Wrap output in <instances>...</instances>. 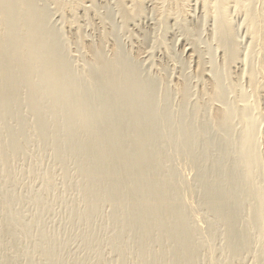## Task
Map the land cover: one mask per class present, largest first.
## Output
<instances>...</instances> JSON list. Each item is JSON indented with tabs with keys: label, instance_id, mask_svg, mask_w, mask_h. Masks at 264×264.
<instances>
[{
	"label": "bare ground",
	"instance_id": "bare-ground-1",
	"mask_svg": "<svg viewBox=\"0 0 264 264\" xmlns=\"http://www.w3.org/2000/svg\"><path fill=\"white\" fill-rule=\"evenodd\" d=\"M76 1L79 3L82 0ZM120 1L121 5L125 4L124 0ZM184 1L170 0L175 10L171 8L172 6L170 9L176 11L174 13L179 17L181 15L179 13H187L184 11L186 10ZM38 2V0H0V161L2 162L0 173L10 174L8 170L11 169L7 162V154L10 152L7 149L11 148L17 153L18 144L22 145L28 141L27 120L25 115L20 114L22 105H26L29 114L31 113L33 117L30 127L34 134L42 143H52L57 156L64 155L70 162L73 161L77 174L82 178L80 183L82 188L79 192L85 204L80 214L75 216V219L78 218L77 225L92 227L94 213L98 214L96 208L100 204L109 203L113 208L109 221L116 231L113 240L115 245L122 236L131 235L138 241L137 249L141 259L148 264H194L200 260L198 258L203 245L197 241L200 236L202 237V233L199 235L200 233L190 226L191 220L194 219V217L191 219L190 213L193 211L192 206L189 207L192 209L190 211L187 207L190 205L186 206V201L185 204L183 202V195L189 193L187 195L191 194L192 198L193 196L199 198L198 204L203 208L200 209L199 205L195 204L200 209L195 210L199 213L201 210H206L205 212L214 217L215 223L218 222L221 227L223 226L222 237L224 236V244L229 249L224 256L226 258L224 263L232 264V261L252 253L256 264H264V151H260L258 147L259 134H261L258 130L261 115L258 99L259 90L264 93V83L258 82L259 74L255 69L257 63L254 62L255 67H252L254 63L250 66L251 53L246 55L244 53L245 57L242 60L246 63L247 69L244 68L239 75L233 74L237 78L236 83H239V80L243 81L244 77L248 79V86L250 85L248 89L251 93H247L240 84L230 79L232 77L230 67L240 58H237L240 45L233 27L235 22L232 23V13L235 15L238 13L243 17L239 25L245 29L244 34L249 37L252 52L255 51L258 55V57L256 55L257 59L260 57L262 60L261 67L264 64V0L194 2H199L203 7L202 19H210L213 22L210 36L212 39H218V48L224 50L223 61L221 65L219 64L221 69L214 70L215 67L207 69L208 63L205 65L204 56L202 60L201 52L197 50L198 44H194L195 36L201 38L197 35V29L189 28L185 31L195 39L189 42L191 48L188 49V53L192 60L196 59L194 71L197 77L205 79L204 76H208L204 82L208 87L205 88L203 85L204 89L200 90L202 92L200 95L206 97L205 105L215 104L214 108L209 107L210 116L206 114L207 118L203 117L201 121L196 114L198 110L194 111V108H191L192 113L197 112L194 117H189L190 110L187 104L185 105L190 99V87L187 83L189 79L179 85L176 84L178 89L176 88L175 92H179L183 102L178 110L171 105V92L168 93L165 88L160 93L161 81L146 79L140 69L139 55L135 59L131 58L130 54L117 46L119 43L116 39L112 51L105 49L106 39H103V43L100 42L102 44L100 46H89L90 58L88 57L89 61L84 65L85 70L77 72L62 50L64 45L58 32L56 33L51 25L50 14L42 7L40 9ZM91 2L93 4L90 9H93L95 1ZM142 2L144 3L142 0H132L131 4L133 3L135 12L143 11ZM167 3L169 4V0ZM57 5L60 6L58 9L63 8L60 1ZM196 5L194 4L192 8L195 9ZM123 7L125 8L124 5ZM134 11L132 12L135 13ZM170 11L163 12L168 15ZM176 14L173 15L174 18ZM74 17L76 16H73V19H76ZM177 18L176 22L179 20ZM69 22L73 23L74 20ZM186 24L182 21L183 26ZM77 34H75L77 38L81 36ZM143 44L145 45L144 41ZM85 45L88 46L86 43ZM104 50L111 52L112 56L106 57ZM210 59L211 64H209L216 65L214 57L211 56ZM181 61L184 62L183 59ZM258 65L260 66V63ZM242 76L243 79H240ZM239 87L240 91L237 92L236 97L238 102L235 103L230 100L229 93L236 92ZM26 89L28 94L23 100L22 91ZM153 100L155 104L163 100L161 101L163 104L160 102L159 105L154 106L151 104ZM237 120L240 126L242 124L239 130L236 129ZM211 133H214L215 137H212ZM262 138L263 141L264 132ZM166 144L169 145L167 152L173 151L172 154L175 152L179 157L182 155L185 158L183 161H188L196 167V183H192L195 186H190L191 183L186 184L180 175L175 174L177 172L175 169L172 172L171 160L166 158L163 151ZM177 148L181 149V154L177 153ZM5 176L8 179V176ZM6 177L5 180L3 178V183ZM13 203L14 201L5 198L1 189L0 227H9L7 228L9 232H14L17 226L21 228L22 225V217L13 211L15 206ZM210 222L212 223L213 220ZM214 222L212 225L215 226ZM207 225L211 226V224ZM30 228L31 225L24 226V234L27 237L32 234ZM211 230L209 231L212 232ZM215 232L208 240L204 238L210 256L215 252L212 245ZM38 233L40 236L41 231ZM42 237L43 235L41 239ZM87 237L88 235L83 240H87ZM89 238L91 242V237ZM42 240L41 247L42 245L45 247L43 249L45 259L50 264H60L63 241L58 243L55 239H46V237ZM152 246H156L157 250L154 251ZM253 246H258L255 252ZM34 248L36 250L37 247ZM25 249L26 257L29 253Z\"/></svg>",
	"mask_w": 264,
	"mask_h": 264
},
{
	"label": "rangeland",
	"instance_id": "rangeland-1",
	"mask_svg": "<svg viewBox=\"0 0 264 264\" xmlns=\"http://www.w3.org/2000/svg\"><path fill=\"white\" fill-rule=\"evenodd\" d=\"M38 1H39L38 5H40L39 8L41 9L42 7V9L46 10V13L50 14L49 18L51 20L50 21L51 25H53L54 31L56 33L58 32L60 40L62 41V45H64L62 46L63 48L62 50L64 51L65 55H67V58L69 57L68 59L71 61L72 66L74 67V69L77 70V72H83L85 70L84 65L86 61H89L88 59L90 58L88 56L89 46H100L102 45L101 43H103L104 40L106 39V41L104 42L106 46L105 49L106 50L109 49L112 51L111 48H113V46L117 42L120 45L119 44L118 45L116 44V45L118 47L120 46L124 52L126 51L128 55L130 54L129 56H131V58L133 57V59H135L139 55L138 59L140 58L139 59L140 66H141L140 69H142L141 71L144 72L145 75L143 73L142 74L146 77V79L148 80L150 79L151 81L155 80L157 82L158 81L162 82V85L160 86V89H161L160 93H162L165 88L168 90V93L171 92L170 100H171V105L174 108L176 107L179 110L181 104L183 103L181 101L182 98L179 95V92L177 90H176L177 92H175V89L177 88L176 84L179 85L182 83V81L189 79L187 80L188 81L187 83L190 87L189 88L190 90L189 98L190 99L189 100L187 99L189 101L188 102L189 104L187 103V101L185 102V105L187 104L190 110L189 117L190 116L194 117L197 114L198 120L201 121L203 120V117L207 118L206 114L207 116H210L211 109L209 107L214 108L215 104L214 106L205 105L207 104L206 102L207 100H205L206 97L205 96L203 97L200 95L202 93L201 92L202 89H204V87L205 88L208 87L204 83L205 80H207L206 78H208V76L207 75L204 76L206 77L205 79H199L197 77L194 71L196 68V59L194 58L192 60L191 57H189V53H188V49L191 48V45L189 44V42L191 43L192 40L194 41L196 39L197 42L195 41L194 44L195 43L198 44L196 45V46H199L197 47L198 48L197 50L201 52L202 60L204 56V62L206 60L205 65L208 63L207 64L208 67L206 66L207 69H211L214 67H215L214 70L221 69L220 65L223 61L222 54L224 50L223 49L220 50L218 48V39L216 38L212 39V37L210 36V34L212 33L211 30L213 28V22L210 19L208 20L202 19L204 16V10L202 9L203 7L201 6V4L199 5V2L194 3L197 0L195 1L185 0L187 2L184 1V9L186 8L187 11L186 10L184 11L187 13H185L186 15L184 13H179V15L181 14L180 17L178 16V14L174 13L176 11H173L172 9H170L171 6H172L171 8L173 9L175 8L173 5H171L172 3L170 4V0H169V4L167 3L168 0L167 2H165L166 0L165 1L142 0L144 1V3L143 2L141 3L143 11L140 13H137L134 11L135 8H133L134 6H132L133 3L131 4L132 0H124L125 4L122 3V5L120 4L121 3L120 0L119 1L118 0H90V2L95 1L94 2L95 6L93 5L95 8L93 7V9H90L92 6L91 4L93 3L92 2L90 3L89 0H82L83 2L85 1L84 3H81L82 2L81 0H80L81 2H79L78 0L79 3H77L76 0H58L60 1V4L63 6V8L61 7L62 9H58L60 7L59 5H57L58 1L56 2L55 0H41V2L40 0ZM163 2H165L166 5L168 4L167 7H169V9L174 14L171 13V11L166 7V5ZM192 3L197 4L195 6L196 10L192 8L194 7V4ZM41 5H43L45 8ZM123 5L125 6V8L123 7ZM166 10H168V12ZM132 11H134L135 13H133ZM163 11L165 13L166 12L169 13L170 11V14L172 16L170 14H168L169 16L165 15ZM175 14H176V18L177 16L179 18V20L177 21L181 22V23L179 22V25H177L178 22L175 21L176 19L174 18ZM237 14L235 15V13L234 14L232 13V23L235 22V24H233V27L235 28L236 34L238 35V38H239L238 44L240 46H239V51H238L239 53H238L237 58L239 57L240 58L237 60L239 63L234 62V65L233 63L231 64L233 66L230 67L231 76H232L230 79L234 80L235 83L237 82V80H235L237 78H235V75L233 74L238 73L239 75L240 73L244 71L243 69L247 67V65H245L246 63L242 61L243 58L245 57L244 53L245 55L246 53H251L250 58L251 60L253 59L254 60L253 62L249 60L250 66L254 62L257 63V64L254 63L252 67H255L254 65L256 64L255 69H256L257 74H259L257 75L259 76L258 82L260 83L261 81L260 84H263L264 83V64H262V67H261L262 60L260 59V57L258 58L259 60L257 59L258 55L257 53H255V51L252 52V47L249 46V43H250L249 37L246 36L247 34H244V32L246 33L245 29L243 27H240L241 25H239V23L240 24L242 23L243 17L240 14L238 15ZM73 16H76L74 17L76 19H73ZM85 18L87 19V21ZM70 20H74L73 22L74 24L72 22H69ZM75 21L78 23L79 26L77 25ZM182 21L187 23L186 26L182 25ZM198 21L200 23L199 25L203 26L204 24V27L202 26L200 27L198 25ZM175 26L176 27L178 26V27L176 28ZM189 28L197 29V35H199L201 38L195 36V39H193V37H190L187 34V32H185ZM78 31L81 33H79ZM110 32H112V34H107ZM75 34L77 35L81 34V36L77 38ZM106 34L110 36L107 37ZM101 35L102 36L105 35L106 37L104 38L103 36L102 38ZM195 35H196V32H195ZM144 36L146 39L144 38ZM73 39L75 41L77 40L76 41L77 43ZM115 39H116V42H114ZM141 40L144 41L145 45L143 44V41ZM85 43L88 44V46H86ZM89 43H92V44L90 45ZM140 43H142V45ZM79 44L81 45L83 44L82 47ZM139 46H142V47H139ZM80 47L82 49L87 48L86 49L87 52L84 51V49L82 50ZM102 48L104 49V47ZM77 50L78 51L80 50V51L78 52ZM250 50L251 52H249ZM104 53L106 57L112 56L111 52L109 53V51H106ZM252 54L254 55V57H252L253 56ZM85 55H86L87 60L85 59ZM211 56L214 57V63H216V65L214 64L212 66L210 65ZM182 59L184 60V62L181 61ZM240 61H241V64L243 63L242 65L240 64ZM259 63H260V66L258 65ZM218 67L220 68L218 69ZM165 68L167 71L165 70ZM238 75L236 76L238 77ZM240 79H243V76ZM238 82L239 83H236V84L238 85L240 84V87L243 88V90L247 91V93L249 94L251 93L250 89H248V87L250 88V85L248 86L249 82L246 77H244L243 81L239 80ZM241 84L243 87L241 86ZM203 85L204 87H202ZM240 87L237 88V90H235L236 92L231 91L232 94L229 93L230 96L228 95L231 98L229 99L233 102L235 101V103L238 102L236 100L237 99L236 97H237V92L240 91ZM259 93L260 94H259L258 103L260 107L259 113L261 115L259 116L260 118H259V124H258V130H260V132L259 131L258 132L261 134H259V144H258L259 146L258 147H260L259 148L260 151H264V140L262 141L263 139L262 134L264 132V93H261L260 90H259ZM22 94L23 95H21V97L23 98V100H25V95L28 94V90L27 89L23 90ZM200 97L203 99H200ZM161 101L163 102V100ZM161 101L155 104V101L153 100L151 101V104H154V106L159 105ZM162 102L161 104H163ZM191 108L192 109L194 108L193 109L194 111L198 110L199 113L197 111H196L197 113L196 112L192 113L193 111ZM20 111H21L20 114L25 115L26 120H27L28 128L26 129V137L28 141H26L22 145L21 143L18 144L19 148L17 150V153L16 151H13L11 148L7 149L8 152H10V154H7L8 156L7 162H8V167L11 170H8L10 174L0 173V185H1L0 190L2 189V191H4V195L7 200L14 201L13 205L15 206H14L13 211L16 212L17 214H20V216L22 217L21 218L22 225H21V228L20 226L19 228L17 226V228L14 229V232H9V229H7L9 227L7 228L4 226L0 227V230H1L0 231V264H31V263L32 264H50V262H48L43 256V251H44L43 249L45 248L43 245L41 247L43 237H46V239H49V238L55 239L56 241H58V243L60 241L61 242L63 241L64 246H62V250H60L61 252L60 257L62 258V262L60 264H148L147 262L141 259L139 250L137 249L138 241L133 236L124 235L119 239L116 245L113 243L116 231L113 230L114 228L112 227L111 222H110L111 221L110 216L112 215L113 208L111 207L109 203L100 204L99 205L100 209H98L99 207L96 208L98 211V214L96 213L95 215L94 213V216H93L94 223L91 224L92 227L90 228L85 227L83 224L77 225L78 218L75 219V216L76 214H80L81 210H83L82 207H84L85 202H84L83 197L80 194L81 192L80 190L82 188L81 186L82 184L80 183L82 182V178L77 174L76 165L74 164L73 161L70 162L69 158H67L64 155L57 156L52 146L53 145L52 143H46V142L42 143L38 139V137L34 134L32 127H30V124H32L33 122V117L31 116V113L29 114V111L26 105H22ZM27 112L28 114H26ZM174 112H175V109H174ZM239 124L240 123L237 120L236 129L238 130L242 128L241 127L242 124L241 126ZM211 136L215 137V134L211 133ZM0 146H1V142H0ZM22 146L25 149L22 148ZM168 146L169 145L166 144L165 149H163V151H164V155L166 156V158L171 160L170 165L172 167V172L175 169V171H177L175 174L180 175L182 177V180H184L186 184L189 183L190 185L191 183L190 186H195V184L192 185V183L193 182L196 183V175H197L196 167H194L188 161H185V160L183 161V159L185 158H183L182 155H180L179 157V155L175 154V152L174 154H172L173 151L167 152L166 149H168L167 148ZM176 151L177 153L178 152L180 154L182 153L180 148H177ZM52 162H55V163L53 164ZM62 163L63 164L65 163V164L63 165ZM1 165H2V162L0 161V167H2ZM5 175L8 176V179ZM5 177H6V181L5 183H3L5 180ZM9 177H10V180H9ZM50 178L52 179L50 180ZM187 194L189 193H186L185 195H183V202L186 201V206L187 204L190 205V206H187L188 208L192 206L193 211H191L192 209L190 208L189 210L191 211L190 213L192 214L191 219H193L194 217V219L191 220L193 227L192 225L190 226L192 229L195 228L197 232L200 233L199 235H201L202 233V237L200 236L198 238L199 240L197 239V241L203 245V248H201L200 253H199L200 257L198 256L199 257L198 259L200 260H198L194 264H197V263L198 264H219V263L227 264L226 262L224 263V260H226L224 256H226V251L229 249L224 244L225 243L224 236L222 237V235H224V233H222L223 226L221 227L220 226L221 224L220 223L218 224L217 221H216L217 223H215L214 217L212 215H209L210 213L208 214L207 212H205L206 210L204 211L201 210L199 213L198 210L203 209L202 207L200 208V205L198 204L199 198L193 196V198H195L193 199L191 197L192 196L191 194H190L191 196ZM39 202H41V204H39ZM195 204L196 205L198 204L200 209H198L195 206ZM196 208L198 210H195ZM94 212H96V210ZM200 216H202L203 218ZM212 220L215 223V226L212 225L213 222L212 223L210 222ZM207 224H211V226ZM28 225L32 226V228H30L31 229L30 233H32L30 237H27L24 234L25 232L24 226L26 227ZM208 227H212V228L208 229ZM214 227L215 229H213ZM200 228L201 229L203 228V229L201 230ZM37 229L41 231L40 236L38 235L39 231ZM210 229H212L211 230L212 232L209 231ZM213 230H216V232L214 231L215 238L213 239V242H212L214 251L216 253L213 252L214 253V254L212 253L213 256L212 255L210 256L211 253H209V251L206 250L208 249L207 245L205 244V242L207 241H205L204 238L208 240L209 237H212L214 235ZM52 234H54V236ZM207 234H210V235L212 234V235L211 236L209 235L207 237L206 236ZM42 235L43 237L41 239ZM85 235L86 236L88 235L87 237L88 241L83 240L86 238ZM89 237H91V242H90ZM39 244L40 246H38ZM35 246L37 247L36 250L34 248ZM25 247L29 253V255L26 257L24 256ZM152 248L154 251L157 250L156 246H152ZM257 248L258 246H253V251L255 252ZM220 260H223V261H220ZM232 264H256V263H255L253 254L248 253L242 256L240 259H236L232 261Z\"/></svg>",
	"mask_w": 264,
	"mask_h": 264
}]
</instances>
